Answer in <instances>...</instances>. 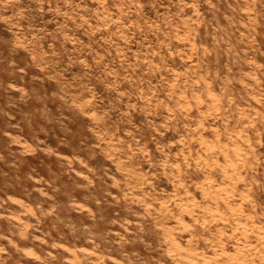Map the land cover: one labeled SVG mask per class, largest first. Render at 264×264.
Masks as SVG:
<instances>
[{
	"label": "rangeland",
	"instance_id": "374dc122",
	"mask_svg": "<svg viewBox=\"0 0 264 264\" xmlns=\"http://www.w3.org/2000/svg\"><path fill=\"white\" fill-rule=\"evenodd\" d=\"M0 264H264V0H0Z\"/></svg>",
	"mask_w": 264,
	"mask_h": 264
}]
</instances>
